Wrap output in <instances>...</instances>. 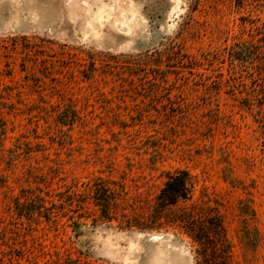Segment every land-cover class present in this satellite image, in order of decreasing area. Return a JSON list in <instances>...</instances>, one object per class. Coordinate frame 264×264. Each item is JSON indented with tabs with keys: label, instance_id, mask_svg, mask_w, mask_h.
Returning <instances> with one entry per match:
<instances>
[{
	"label": "rangeland",
	"instance_id": "1",
	"mask_svg": "<svg viewBox=\"0 0 264 264\" xmlns=\"http://www.w3.org/2000/svg\"><path fill=\"white\" fill-rule=\"evenodd\" d=\"M0 264H264V0H0Z\"/></svg>",
	"mask_w": 264,
	"mask_h": 264
},
{
	"label": "trees",
	"instance_id": "2",
	"mask_svg": "<svg viewBox=\"0 0 264 264\" xmlns=\"http://www.w3.org/2000/svg\"><path fill=\"white\" fill-rule=\"evenodd\" d=\"M103 192L104 191H99L98 194H95V197L98 205L101 207V210L106 211L109 200L106 197L105 193L103 194ZM188 196L189 184L187 173L185 171H177L168 176L163 188L157 195L156 200L158 204L172 205L175 204L178 200L187 199ZM44 209L46 211L44 217L48 218V216H50L52 212H50L47 208ZM215 230H217V227L215 228Z\"/></svg>",
	"mask_w": 264,
	"mask_h": 264
},
{
	"label": "water",
	"instance_id": "3",
	"mask_svg": "<svg viewBox=\"0 0 264 264\" xmlns=\"http://www.w3.org/2000/svg\"><path fill=\"white\" fill-rule=\"evenodd\" d=\"M153 240L155 241V240H157L156 238H153Z\"/></svg>",
	"mask_w": 264,
	"mask_h": 264
}]
</instances>
